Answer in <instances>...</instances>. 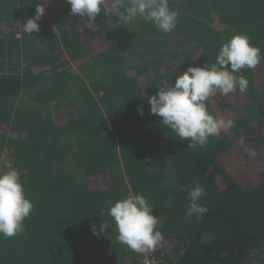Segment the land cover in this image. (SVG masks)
Wrapping results in <instances>:
<instances>
[{
    "label": "trees",
    "instance_id": "1",
    "mask_svg": "<svg viewBox=\"0 0 264 264\" xmlns=\"http://www.w3.org/2000/svg\"><path fill=\"white\" fill-rule=\"evenodd\" d=\"M38 3L0 0V171L11 162L33 203L23 233L0 237V264H134L135 252L125 258V245L116 244L105 203L129 191L154 206L164 264H264V61L240 73L249 81L246 94L217 93L206 102L210 113L235 122L206 147L189 148L147 102L187 67L215 63L235 34H247L264 53V0H169L180 13L172 32L137 17L116 34L110 0L95 32L66 0H51L40 31L28 35L21 26ZM126 34L168 41L176 58L128 66L117 41ZM87 65L88 83L66 101ZM27 90L32 103L17 102ZM197 183L206 188L200 203L208 212L189 220L187 194ZM103 221L109 229L93 234Z\"/></svg>",
    "mask_w": 264,
    "mask_h": 264
},
{
    "label": "clouds",
    "instance_id": "2",
    "mask_svg": "<svg viewBox=\"0 0 264 264\" xmlns=\"http://www.w3.org/2000/svg\"><path fill=\"white\" fill-rule=\"evenodd\" d=\"M107 0H66L70 5V14L87 18V27L97 31L94 23L96 17L104 12ZM51 0H40L35 14L21 26L31 35L39 32L41 21L46 14V7ZM111 8L117 17L116 23L127 24L136 17L155 25L158 31L172 32L180 13L170 9L169 0H110ZM122 9V11H121ZM106 15L109 14L104 12ZM110 26H115L111 25ZM264 61V53L259 47L251 44L247 34H235L223 43L216 56L215 63L207 61L202 66H189L174 83L158 88L156 94L147 98L150 114L161 118V123L170 128L178 138L189 142V148L206 147L209 137L219 136L235 126L232 119L218 117L209 112L207 101L217 93L227 96L239 92L246 94L249 81L240 74L242 70H255ZM143 115V109L137 110ZM239 143L246 146L245 138ZM252 158L257 153L248 149ZM6 171H0V237L5 239L23 233L24 221L33 210V203L27 198L19 172L11 162L5 164ZM206 188L200 184L192 187L187 194L188 205L185 212L187 219L194 214L203 215L208 208L200 203ZM106 212L115 223L118 232L117 240L130 250L147 255L163 247L164 235L157 227L158 217L154 215V206L148 203L142 193L129 191L128 195L115 201L107 200ZM105 211V210H102ZM107 221H103L99 232L93 225V234L99 235L109 229Z\"/></svg>",
    "mask_w": 264,
    "mask_h": 264
},
{
    "label": "rangeland",
    "instance_id": "3",
    "mask_svg": "<svg viewBox=\"0 0 264 264\" xmlns=\"http://www.w3.org/2000/svg\"><path fill=\"white\" fill-rule=\"evenodd\" d=\"M125 3L127 4L128 0H125ZM113 17H115V15L112 16V19ZM117 19L118 18H116V21ZM116 21L113 24H111V25H115V26H111L114 29L115 34L116 32H118V29H120L122 25H129L130 27H134L137 23V17L127 24H123V23L117 24ZM108 24L110 25L109 22ZM144 40L148 42L147 44L144 43V45H147V46L143 45ZM117 41H118L119 47L123 55L125 56V61L128 66L134 65L136 63H142L143 61H145L144 59L145 57L146 58L159 57L160 60L169 59L168 61L176 58L174 56L176 47H174V45L171 43L168 44L167 43L168 41L165 42L161 40L160 42L156 40H148V38H144L141 41L137 38V36L135 38H132L129 34L119 36V38L117 37ZM82 68L78 69L74 83L72 84V86H70V88L67 89L68 99L66 101H69V99L73 100L74 98L78 97L79 94H78L77 89L80 87L82 82L88 83L89 81V78H90L89 75L91 76V73L93 72V70L90 69L91 66L87 65V67L83 66ZM32 95L33 93L27 90L25 93H23L22 99L18 100L17 102L22 103V104L24 102L25 104L28 105L32 103V100H30V96ZM27 96L29 98H27ZM59 101L65 102L64 98L59 99ZM48 106H50L51 108L50 111H54V113L57 115H60L64 112L63 106L53 107L51 104H48ZM116 244H122V243H120L119 241H116ZM121 253H122V256H124L125 258L130 259L132 257L131 251L126 245L123 248H121ZM102 264H105V263H102Z\"/></svg>",
    "mask_w": 264,
    "mask_h": 264
},
{
    "label": "built area",
    "instance_id": "4",
    "mask_svg": "<svg viewBox=\"0 0 264 264\" xmlns=\"http://www.w3.org/2000/svg\"><path fill=\"white\" fill-rule=\"evenodd\" d=\"M3 160V155L0 154V163ZM160 247L156 249L155 252L148 253L147 255L138 254L135 252V263L134 264H164L161 257L158 254V250Z\"/></svg>",
    "mask_w": 264,
    "mask_h": 264
},
{
    "label": "crops",
    "instance_id": "5",
    "mask_svg": "<svg viewBox=\"0 0 264 264\" xmlns=\"http://www.w3.org/2000/svg\"><path fill=\"white\" fill-rule=\"evenodd\" d=\"M113 248V247H112ZM114 250H116L115 248H113ZM113 252H115V251H113ZM114 261V260H113ZM114 264V263H113Z\"/></svg>",
    "mask_w": 264,
    "mask_h": 264
}]
</instances>
